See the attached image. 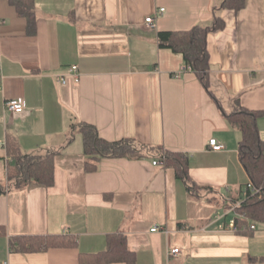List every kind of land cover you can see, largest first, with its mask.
Listing matches in <instances>:
<instances>
[{
  "label": "crops",
  "instance_id": "0c3cea01",
  "mask_svg": "<svg viewBox=\"0 0 264 264\" xmlns=\"http://www.w3.org/2000/svg\"><path fill=\"white\" fill-rule=\"evenodd\" d=\"M221 1L31 0L29 26L9 0H0V262L80 264L105 249L114 232L125 235L134 264H247L264 255L256 225L219 227L237 213L230 205L242 199L248 181L237 154L240 132L224 113L235 102L260 111L264 139V0H245L237 11L214 9ZM214 13L224 20L207 37L216 100L190 68L182 69V55L156 39L160 30L210 24ZM73 64L77 82L68 74ZM14 97L25 101L21 112L4 106ZM81 122L107 140L133 138L185 154L198 194L152 154L102 157L86 171ZM211 137L223 147L213 150ZM10 138L21 153L58 149L49 186L6 188ZM36 234L73 243L10 247L12 237ZM173 247L178 252L168 254Z\"/></svg>",
  "mask_w": 264,
  "mask_h": 264
},
{
  "label": "trees",
  "instance_id": "16d2710c",
  "mask_svg": "<svg viewBox=\"0 0 264 264\" xmlns=\"http://www.w3.org/2000/svg\"><path fill=\"white\" fill-rule=\"evenodd\" d=\"M19 14L26 17L28 25L33 24L31 0H9ZM245 0H222L217 7L234 11L241 9ZM224 27V20L217 14L210 24H195L185 30H160L156 34L159 47H167L182 55L184 65L188 66L197 76L205 90L214 98L209 88V55L207 37L211 32ZM260 111L251 110L235 102L229 113H224L226 119L240 132L237 142V154L248 181L245 184V194L239 201L235 211L243 217H236L237 222L264 221V139L258 132L257 117ZM82 138L83 152L86 156L84 169L91 171L96 168L97 160L102 157H140L145 154L156 156L165 165L172 166L180 177L186 189L192 194H198V188L187 173L188 159L185 154L167 150L136 141L133 138L107 140L99 136L92 124H78ZM72 136L69 137V140ZM6 152L11 156V162H5L7 180L6 188H20L32 182L49 186L54 178L53 156L58 149H48L45 152L21 153L13 139L6 141ZM249 184L250 186H248ZM5 187L0 185V192ZM247 229V228H245ZM251 230V229H250ZM61 234H36L14 236L10 238L13 250L32 251L53 246H63L73 243ZM134 264V252L128 249L126 237L121 232L110 233L107 236L105 249L89 254L87 259L81 258L80 264H110L112 262ZM264 262V255L250 256L247 264Z\"/></svg>",
  "mask_w": 264,
  "mask_h": 264
},
{
  "label": "built area",
  "instance_id": "2783aa9c",
  "mask_svg": "<svg viewBox=\"0 0 264 264\" xmlns=\"http://www.w3.org/2000/svg\"><path fill=\"white\" fill-rule=\"evenodd\" d=\"M164 11L163 7H160L156 10L155 13H162ZM145 23L147 26L151 27L154 26L155 24V16L154 15H149L146 16L144 19ZM184 68H189L188 66H183L182 69ZM68 74L71 77V79L74 82L78 81L79 75H78V71H77V66L75 64L71 65L68 68ZM60 82L64 83L66 81L65 76H60ZM4 106L6 107L7 110L13 111V112H21L24 109L25 106V101L23 99V97H14V98H8L4 101ZM208 144L209 146L213 149V150H219L223 147L222 144L218 143L217 140L214 137H211L208 139ZM3 147V143L0 142V150ZM4 160H8L9 157L6 155H3ZM157 160H153L152 163L155 164L157 163ZM248 186H250L249 184H247ZM245 194V193H244ZM239 204V201H236L234 203H231L230 205V209L231 210H235V208L237 207V205ZM217 215V214H216ZM217 217H219V215H217ZM236 217H243V215L241 213H235V216L230 218L227 222L221 223L219 225L220 228H227L230 230H237L239 228H248V229H254L255 228V224L252 222L250 224L247 223H239L237 222ZM158 227L156 225H154L152 228H150V230H156ZM178 252V247H173L170 248L168 250V254H173L175 255ZM0 264H7V262L5 260L1 261Z\"/></svg>",
  "mask_w": 264,
  "mask_h": 264
},
{
  "label": "rangeland",
  "instance_id": "374dc122",
  "mask_svg": "<svg viewBox=\"0 0 264 264\" xmlns=\"http://www.w3.org/2000/svg\"><path fill=\"white\" fill-rule=\"evenodd\" d=\"M0 176H3V174L0 173ZM254 224L256 225V229H254V234L257 237V240L264 244V221H254Z\"/></svg>",
  "mask_w": 264,
  "mask_h": 264
}]
</instances>
